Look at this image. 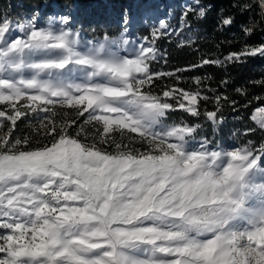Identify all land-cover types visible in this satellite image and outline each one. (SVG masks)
I'll use <instances>...</instances> for the list:
<instances>
[{"label":"snow or ice","instance_id":"6c2138e0","mask_svg":"<svg viewBox=\"0 0 264 264\" xmlns=\"http://www.w3.org/2000/svg\"><path fill=\"white\" fill-rule=\"evenodd\" d=\"M255 5L264 15V0ZM206 11L186 6L181 28ZM71 23V13L0 16V264H264V141L225 148L197 139L200 124L169 120L178 109L222 122L236 101L208 88L210 77L186 90L182 74L264 57V44L162 72L157 40L179 31L166 20L139 42L127 27L85 41ZM166 77L175 83H157ZM250 118L264 132V106ZM24 120L39 123L17 136Z\"/></svg>","mask_w":264,"mask_h":264},{"label":"trees","instance_id":"16d2710c","mask_svg":"<svg viewBox=\"0 0 264 264\" xmlns=\"http://www.w3.org/2000/svg\"><path fill=\"white\" fill-rule=\"evenodd\" d=\"M193 2L196 4V0ZM245 3L254 6L250 11H241L240 7H233L234 4L242 6ZM199 4L207 9L203 19H196L194 14H189L186 23L190 27H184L185 32L178 29V32L157 40V48L161 53L166 52L167 62L165 63L164 59L153 62L155 71L167 72L176 68H187L189 65L198 64L204 58L222 59L229 52L239 51L246 44L249 46L264 44V16L260 14V8L255 5V0H199ZM149 7H163L173 11L168 23L170 28L177 29L181 17L180 11L183 8L180 0H0V15L5 10L9 12L11 18L23 19L38 11L41 18L45 19L55 10H61L67 14L71 13L73 23L80 26L84 34L91 38H102L105 33L110 37L118 35L122 30L121 18L127 14L133 15L132 36L148 37L151 40L153 26L150 21L145 20L142 23L135 18L136 15L142 17V11ZM228 16L234 17V23L230 27H221V19ZM147 18L151 19L150 16ZM241 25L252 28L251 35L245 36ZM190 37L194 38L193 43L180 46L181 41H187ZM182 75L184 80L179 82V86L186 90H195V85L191 81L193 76L210 77L205 81L207 87L217 89V94L227 95L231 100L236 101V106L234 109L224 103L217 116L218 121L220 117H223V121L216 125L207 121L203 115L195 118L178 109L170 115V121L184 120L189 124H200L197 139L207 137L214 144L239 146L251 140L258 146L264 141V132H261L250 118L255 108L264 106V102L256 99L264 97V85L252 83V81L264 80V57L258 55L248 58L245 63L229 64L224 67L214 64L205 65L196 71H186ZM222 80H228L229 83L221 86ZM157 83L170 84L175 81L166 77ZM237 88L246 89L247 96L236 92ZM205 94L212 95L211 92ZM200 103L202 113L205 107L209 111L214 110L215 106L211 101ZM38 123L35 120L18 122L19 131L15 134L23 136L31 131L29 125ZM80 123H83V119ZM246 128L257 130L244 135ZM87 129L89 133L95 131L91 125L87 126ZM3 130L7 131V125ZM233 133L237 134L233 135Z\"/></svg>","mask_w":264,"mask_h":264},{"label":"rangeland","instance_id":"374dc122","mask_svg":"<svg viewBox=\"0 0 264 264\" xmlns=\"http://www.w3.org/2000/svg\"><path fill=\"white\" fill-rule=\"evenodd\" d=\"M180 2H181V5L183 6V8L181 9V11H180V14H182L183 12H184V8H186V6H188V5H192V6H195V3L193 2V0H180ZM154 11H155V14H153V18H151V19H149V18H141V16L139 17V16H137L136 15V19L139 21V22H142V23H144L145 22V20L147 21H150V24H151V26H155V25H158V23H159V21L161 20V19H163V20H166L167 22H169L170 21V19L172 18V16H173V11H171L170 9H166V8H163V7H154ZM5 12H7V11H5V10H3V12L1 13V15L0 16H3V14L5 13ZM8 13V15H9V17H10V14H9V12H7ZM260 14H261V10H260ZM60 15H68L66 12H64V11H61V10H55L54 12H52L50 15H48L47 17H49V16H60ZM262 15V14H261ZM262 16H264V15H262ZM30 17V16H29ZM47 17L44 19H42V20H46L47 19ZM125 17H127V19H128V23H127V25H125V23H124V20H125ZM139 17V18H138ZM132 18H133V15H131V16H128L127 14L126 15H123L122 16V18H121V25H122V30H121V32L123 31V29L125 28V27H127L128 28V33H127V36L129 37V38H131V39H135V40H137L138 42L139 41H142L143 40V38H138V37H133L132 36V34H131V29H132ZM13 19H17V18H13ZM169 24V27H170V23H168ZM73 30H79L80 31V34H81V39H83V40H85V41H88V40H94V39H96V38H91V37H89V36H87L86 34H84L83 33V31H82V29L80 28V26H76L74 23H73V21H72V23L69 25ZM177 29H181L183 32H185V29H183V28H181V21L179 20V24L177 25ZM120 32V33H121ZM119 33V34H120ZM119 34L118 35H116V36H113V37H117V36H119ZM220 145H222V146H224L225 148H229V147H235V146H238V145H236V144H220Z\"/></svg>","mask_w":264,"mask_h":264},{"label":"bare ground","instance_id":"6f19581e","mask_svg":"<svg viewBox=\"0 0 264 264\" xmlns=\"http://www.w3.org/2000/svg\"><path fill=\"white\" fill-rule=\"evenodd\" d=\"M142 12H143V14H142L141 18H147L150 15L153 16V14H155L154 8H152V7H149L146 10H143Z\"/></svg>","mask_w":264,"mask_h":264}]
</instances>
